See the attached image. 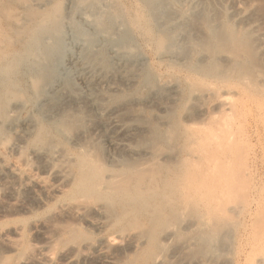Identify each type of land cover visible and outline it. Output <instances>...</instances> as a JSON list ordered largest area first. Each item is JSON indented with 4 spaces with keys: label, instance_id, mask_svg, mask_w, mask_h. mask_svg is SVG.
Masks as SVG:
<instances>
[{
    "label": "bare ground",
    "instance_id": "bare-ground-1",
    "mask_svg": "<svg viewBox=\"0 0 264 264\" xmlns=\"http://www.w3.org/2000/svg\"><path fill=\"white\" fill-rule=\"evenodd\" d=\"M263 154L264 0H0V264L216 259Z\"/></svg>",
    "mask_w": 264,
    "mask_h": 264
},
{
    "label": "rangeland",
    "instance_id": "rangeland-1",
    "mask_svg": "<svg viewBox=\"0 0 264 264\" xmlns=\"http://www.w3.org/2000/svg\"><path fill=\"white\" fill-rule=\"evenodd\" d=\"M251 155L254 156L255 154L251 153ZM259 162L262 167H261V173L258 175L259 177H257L258 180L257 189L251 192H247V194L245 193L246 196L245 198L247 199H243L244 201L242 200L238 202L240 203L239 204L240 211L236 212L237 215L235 217L236 218L235 224L236 223L237 224L236 226L235 224L233 226V231L231 234L232 241L230 243L231 247L228 246L230 249L228 248L229 250L227 249V251L224 253L225 256L221 255L216 259L214 258L215 259L214 260L208 258V255L206 254H200L199 257L197 256V258L193 260L191 259L190 261V259L186 257V253L188 254L189 252L188 248L185 249L180 248L183 244L182 243L183 240L180 242V240L176 238L177 241H179L178 242L179 246L177 245V241L176 244L173 243L175 242L174 239L173 241H171V245L173 243L174 246H170V248L172 254H174V250L175 252L176 251L177 252L173 256V258L171 256V253H170L171 257L167 255L166 261L168 263L165 261L167 264H169L170 262H173L170 264H174V263L175 264H189V263L190 264H195V263L196 264H200V263L201 264H264V157ZM251 207L252 209L253 208L255 210L257 209L258 214L259 211L261 213L259 215L260 217L258 216L259 221L256 220L257 222L255 221L254 223L251 215L248 213ZM178 247L180 248V250L182 249L181 253L180 251L178 252L177 249ZM174 248H176L177 250ZM179 255L182 258H180ZM169 258H171L172 260L171 259L169 260Z\"/></svg>",
    "mask_w": 264,
    "mask_h": 264
}]
</instances>
